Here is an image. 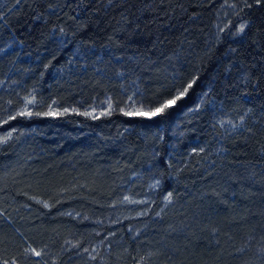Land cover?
<instances>
[{
  "label": "trees",
  "instance_id": "1",
  "mask_svg": "<svg viewBox=\"0 0 264 264\" xmlns=\"http://www.w3.org/2000/svg\"><path fill=\"white\" fill-rule=\"evenodd\" d=\"M6 132L0 264H264V0H0Z\"/></svg>",
  "mask_w": 264,
  "mask_h": 264
},
{
  "label": "rangeland",
  "instance_id": "2",
  "mask_svg": "<svg viewBox=\"0 0 264 264\" xmlns=\"http://www.w3.org/2000/svg\"><path fill=\"white\" fill-rule=\"evenodd\" d=\"M234 12L233 5H226L221 11V20L226 23L229 16ZM29 101H32L30 99ZM28 105L30 106L31 103ZM112 101L110 98H106L97 108H95L92 113H105L110 110L112 107ZM58 107H54L56 109ZM12 132L0 133V143L8 140L11 137ZM170 197L168 194L162 195L159 192V181L155 178L153 179L149 186L145 189V191L141 195H134L132 193H126L121 202V210H124L127 214H134L129 217H140L144 215V213H149L155 207H158L161 203L169 202ZM92 250V251H91ZM87 253L93 258H96L97 255H100L99 247L92 248ZM37 252H40L36 250ZM41 253V252H40Z\"/></svg>",
  "mask_w": 264,
  "mask_h": 264
},
{
  "label": "snow or ice",
  "instance_id": "3",
  "mask_svg": "<svg viewBox=\"0 0 264 264\" xmlns=\"http://www.w3.org/2000/svg\"><path fill=\"white\" fill-rule=\"evenodd\" d=\"M192 87V84L189 83L186 87H184L182 90H177L176 94L167 98L163 99L161 101L157 102V106L149 108L147 111L143 109V107L136 109L134 113H126V115L130 114H136V115H147L149 118L162 115L168 108L176 105L178 101H180L188 92V89ZM29 103H32V101H29ZM25 113H21L23 115ZM28 115H31V113H27ZM33 253L36 256H39L41 253L37 252L35 249H32Z\"/></svg>",
  "mask_w": 264,
  "mask_h": 264
}]
</instances>
